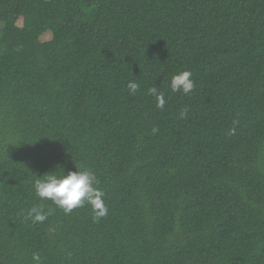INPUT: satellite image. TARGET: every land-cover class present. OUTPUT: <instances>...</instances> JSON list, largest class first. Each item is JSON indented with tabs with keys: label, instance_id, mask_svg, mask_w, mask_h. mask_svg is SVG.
<instances>
[{
	"label": "trees",
	"instance_id": "obj_1",
	"mask_svg": "<svg viewBox=\"0 0 264 264\" xmlns=\"http://www.w3.org/2000/svg\"><path fill=\"white\" fill-rule=\"evenodd\" d=\"M183 70L188 95L170 88ZM76 166L94 171L108 215L48 200L47 220H25L35 175ZM33 252L264 264V0H0V264Z\"/></svg>",
	"mask_w": 264,
	"mask_h": 264
},
{
	"label": "clouds",
	"instance_id": "obj_2",
	"mask_svg": "<svg viewBox=\"0 0 264 264\" xmlns=\"http://www.w3.org/2000/svg\"><path fill=\"white\" fill-rule=\"evenodd\" d=\"M130 95H135L141 88L138 80H130L127 83ZM170 88L173 93L180 92L184 95L190 94L195 88V81L189 70L174 73L171 77ZM147 93L156 98V107L163 110L165 106L164 93L159 91L156 86L149 87ZM188 109L180 111L179 118L186 119ZM235 123V122H234ZM159 129L153 128L156 133ZM235 129H231L230 134H234ZM66 173V174H65ZM35 195L41 203L34 204L27 210L25 220H31L33 224L43 223L52 215V209L48 208L43 201L50 200L56 207L62 209L66 214L77 207L85 204L92 206L93 219L99 221L108 215L109 209L105 202V192L99 187V180L94 171L87 167H77L63 173L47 172L43 175H35L31 181ZM32 260L35 264H42L39 252L32 253Z\"/></svg>",
	"mask_w": 264,
	"mask_h": 264
},
{
	"label": "rangeland",
	"instance_id": "obj_3",
	"mask_svg": "<svg viewBox=\"0 0 264 264\" xmlns=\"http://www.w3.org/2000/svg\"><path fill=\"white\" fill-rule=\"evenodd\" d=\"M52 37V33L51 31H46L42 36H41V39L42 40H49L51 39Z\"/></svg>",
	"mask_w": 264,
	"mask_h": 264
}]
</instances>
